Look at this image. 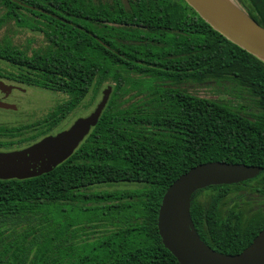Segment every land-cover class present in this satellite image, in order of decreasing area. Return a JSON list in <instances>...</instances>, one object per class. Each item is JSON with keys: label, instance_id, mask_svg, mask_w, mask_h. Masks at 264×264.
<instances>
[{"label": "trees", "instance_id": "16d2710c", "mask_svg": "<svg viewBox=\"0 0 264 264\" xmlns=\"http://www.w3.org/2000/svg\"><path fill=\"white\" fill-rule=\"evenodd\" d=\"M16 1L29 8L0 0V29L14 23L43 44L29 52L6 37L0 57L24 84L65 96L26 141L52 135L89 97L94 106L106 85L113 91L68 161L39 178L0 181V264H179L158 231L163 198L191 169L215 162L263 171L197 192L195 228L220 254L248 248L264 231V211L235 198L249 189L264 199V63L184 0ZM236 2L264 28V0ZM208 84L237 93L252 111L189 90ZM115 185L137 188L96 189Z\"/></svg>", "mask_w": 264, "mask_h": 264}, {"label": "water", "instance_id": "95a60500", "mask_svg": "<svg viewBox=\"0 0 264 264\" xmlns=\"http://www.w3.org/2000/svg\"><path fill=\"white\" fill-rule=\"evenodd\" d=\"M184 1L216 32L264 63V28L236 0ZM112 91V87L104 90L96 109L67 130L22 150L0 152V181L39 178L68 161L97 127ZM262 171L246 165L208 163L191 169L168 189L159 211L158 231L164 247L179 264H264V231L242 253L225 255L202 241L191 217L197 192L214 186L239 185L256 179Z\"/></svg>", "mask_w": 264, "mask_h": 264}, {"label": "rangeland", "instance_id": "374dc122", "mask_svg": "<svg viewBox=\"0 0 264 264\" xmlns=\"http://www.w3.org/2000/svg\"><path fill=\"white\" fill-rule=\"evenodd\" d=\"M5 37L11 38L14 45L24 50L29 48V52H31L33 48H39L43 44V37L41 35L36 33H31L29 31H22L13 27H9L7 29L0 31V41L5 39ZM108 86L109 85H106L103 91L106 90ZM189 90L198 97L224 103L229 105L230 107L237 108L245 112L252 111L246 105L247 102L243 101L242 99H238L239 97L237 93L228 94L223 90L219 89L216 85L208 84L203 86H195V87L193 86V87H189ZM102 96L103 94H101L97 103L94 106L90 105L91 98L89 97L85 102V106L81 107L69 118H67V120H65L63 124H61L59 127L54 129L52 135H56L62 131L67 130L79 118H84L89 116L96 109L97 105L102 99ZM22 100H23L22 101L23 110L24 112L29 113V119L23 120L18 124L15 123L13 126H19L20 124L27 125V124H34L41 122L43 119L47 118V115L49 114L50 111H52L56 106L60 105L63 101H65V96L52 92L32 91ZM24 117L27 116L25 115ZM14 119L21 120L22 113L18 112L16 114H8V113L0 114V120L2 121L9 122V121H13ZM34 134L35 132L31 131L23 138H26ZM135 188H137V186L115 185L111 187L108 186L99 187L96 189L97 191H118V190H131ZM235 203H242L241 207H245L250 210L264 211V199L258 194H253L249 189H245L243 192H241L240 197L235 198Z\"/></svg>", "mask_w": 264, "mask_h": 264}, {"label": "flooded vegetation", "instance_id": "af4514ba", "mask_svg": "<svg viewBox=\"0 0 264 264\" xmlns=\"http://www.w3.org/2000/svg\"><path fill=\"white\" fill-rule=\"evenodd\" d=\"M1 14H4V9L2 7L0 8V15ZM14 26L15 25L13 23L11 27L19 29L16 26L15 27ZM9 27L10 25L4 26L2 29H0V31L7 29ZM3 40H1L0 42H2ZM19 72L20 70L18 67H11V65L4 58L0 57V114H3V113L16 114L18 112L22 113L21 120L14 119L13 121H9V122L0 120V152H13V151L22 150L41 140L40 139L37 142H31V143L26 141V139H30L37 134L39 130V127H36L37 123L27 124V125L20 124L19 126H13V125L15 123L18 124L23 120L29 119V113L24 112L23 106H22V101H23L22 99L25 96L29 95L32 91H37V92H49V91L24 84L20 79ZM25 115L27 117H24ZM21 126H30L31 128L27 132L30 133L31 131H34L35 134L30 135L26 138H23V137L26 136L28 133H26L22 137L11 138L8 134L3 133V129L10 130V129L19 128ZM20 140H23V143L21 145H19ZM11 142L14 143L12 146L13 150L12 149L7 150L6 147H4V145L9 144Z\"/></svg>", "mask_w": 264, "mask_h": 264}]
</instances>
